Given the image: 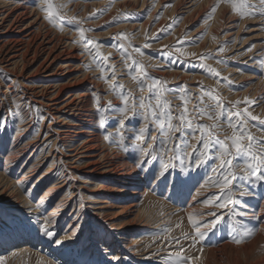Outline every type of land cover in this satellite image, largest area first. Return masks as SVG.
Wrapping results in <instances>:
<instances>
[{
  "label": "rangeland",
  "instance_id": "1",
  "mask_svg": "<svg viewBox=\"0 0 264 264\" xmlns=\"http://www.w3.org/2000/svg\"><path fill=\"white\" fill-rule=\"evenodd\" d=\"M21 2L22 6L34 9L35 12L30 15L32 19L35 15L40 17L38 22L32 25V29H35L39 23L37 36L46 33L56 39L66 40L65 36L70 37L68 42L76 49L77 58L68 59L70 57L62 56L65 59L61 63L74 64L78 68L71 74L68 73L70 68H65L64 73L59 75L61 79L57 77V82L63 83L83 72L85 76L73 85L65 84L60 98L68 92L77 93L89 88L86 97H91L89 114L93 116V121L87 125L89 128H84L90 130L96 127L99 147L105 151L106 159L121 161L128 168L131 166L130 168L135 169L132 174L136 173V176L133 180L118 182L115 181L117 177L112 174L91 175L86 171L83 162H74L75 166L72 167L67 163L63 176L66 178L65 184L58 192L55 191L48 199L42 201L43 206H36L50 182L61 180L62 165L52 159H63L61 152H64L67 146L56 144L52 147L54 136L43 141L50 133L47 125L49 122H57V118L49 117L46 108L40 107L39 102L35 99L17 103L12 101L14 95L17 98V81L37 63L26 67L13 83L10 80L13 76L0 69V134L1 131L2 134L4 130L8 131V139L3 142V147H9L19 126L26 123L33 126L20 140L26 143L36 138L39 139L37 144L40 145L36 152L32 151L34 155L28 165L22 164L30 156L31 149L21 154L15 165L6 171L3 170L5 153L0 157V173L9 179V191H17L23 200L16 203L15 197L10 195L9 191L3 196L1 193L0 210L17 216L39 215L43 218L62 197L66 201V208L61 206L59 213L54 217L55 231L63 243L57 245L42 234L12 237L0 244V258H3L5 264H116L114 256L120 257L119 264H171V258H174L175 252L181 247L182 255L191 258L188 264H203L207 259L210 264H264V199L260 197L262 189L259 186L253 188L255 195L241 197L246 201V215L231 216L228 208H216L202 203L209 196H218L220 193V189L212 187L211 183L205 184L206 179L216 176L211 168L219 164L211 155L207 157L203 167L192 171L193 177L199 174L200 183L193 181L180 198L175 197L171 189L161 194L159 188L152 190L146 184L145 172L139 167L142 156L137 149L126 147V144L142 145L145 148L153 145L154 156L161 157L163 163H168L171 153L164 156L161 152L160 143L165 137L158 123L150 115L147 120L143 119V110L134 107L139 103L138 98L141 95L147 97L149 91L147 88L143 92L139 90L137 80L129 75L125 64V57L130 55L145 65L149 77L147 83H151L152 78H159L164 82L162 95L170 101L173 116L183 112V96L188 101L186 106L194 127L198 124L218 123L219 128L210 131L219 135L221 140L226 135L231 136L233 129L228 126L226 119L217 121L215 118L208 119L207 116L196 118L194 109L204 108L205 105L209 106L208 110L214 116V100H209L204 95V103H199V98L203 95L202 89H213L225 105V112L244 111L247 108L253 116L259 117V120L249 118L247 128L258 140H264V124L261 123L264 121V4L260 0H248V3L255 5V9H247L246 11L253 14H246L242 18L239 13L233 12L231 5L224 0H221L214 12L212 9L217 5V0H147L143 7L142 0H53L59 14L65 17L57 19L54 26L45 18L46 13L40 10L42 0L40 3L38 0ZM60 5L64 7L59 8ZM104 9L107 10L101 11ZM188 9L190 11H187ZM72 17H76L79 23L71 20ZM80 28L90 29L84 33L83 42L80 38ZM121 33L126 35L122 37ZM88 41L98 42L97 46L88 45ZM146 44L149 46L146 47ZM174 46H180V51L185 54L181 56ZM134 48H139L143 55L137 54ZM221 48L223 51L219 50ZM97 50L103 57H108V60L102 61L100 55H97ZM193 53L195 55H192ZM245 54L250 55L246 57ZM202 55L205 57L203 60L200 59ZM131 63L132 61L128 60V64ZM205 65L211 66L215 71L210 72ZM108 66H114L112 71L104 70ZM113 72L117 77L115 80L112 79ZM38 74L42 73H37L32 78H41ZM102 77H107V81ZM113 84L124 86L123 91L128 95V107L137 113L127 122L123 139L116 135V125L118 119L122 118L120 109L124 105L120 97L121 89L112 91L110 86ZM246 98L254 103L246 104ZM109 102L113 109L103 113L107 123L105 128L100 124L101 113L98 112V107L106 108ZM152 103L155 104V100ZM68 113L69 111L65 115L69 116ZM129 115L132 113L129 112ZM69 117L73 118L72 115ZM173 123L178 121L173 120ZM233 123L236 121L233 120ZM140 128L145 129L143 139H128ZM174 135L180 137L181 148H184V142H187L189 152L199 146V131L193 133L182 126L181 132ZM82 139L83 135L79 138L73 137L72 141ZM173 143L175 141H169L165 146L171 148ZM48 153L50 156L43 159ZM41 160L44 162L35 173L17 185L16 181L21 173L27 171L31 163ZM178 160L179 156L172 163L178 166ZM234 163L240 165L235 168V171L239 172L243 167V158ZM51 164L57 168L52 174L53 177L37 185L29 193L28 189ZM154 164L159 168L161 159H155ZM98 183L116 190L101 191ZM236 183L239 184L240 181ZM81 185L84 189H79ZM195 190L198 197L191 201ZM134 191L137 192L133 197L139 206L138 213L133 212L127 205L133 200L130 194ZM6 195L8 197H5ZM236 195L239 196V192ZM70 196L71 199H68ZM102 197L112 205L105 211L107 214L97 212V203L90 201L93 198L101 200ZM210 212L222 214L226 218L216 230L208 232L203 240L193 246L192 239H184V234L191 237L195 231L189 215L199 223L213 219L208 215ZM229 222L236 226V230H230ZM165 229L171 231H164ZM236 240L241 242L236 243ZM223 244H229V247L221 249ZM23 247H27L23 255L11 253L15 248Z\"/></svg>",
  "mask_w": 264,
  "mask_h": 264
},
{
  "label": "snow or ice",
  "instance_id": "2",
  "mask_svg": "<svg viewBox=\"0 0 264 264\" xmlns=\"http://www.w3.org/2000/svg\"><path fill=\"white\" fill-rule=\"evenodd\" d=\"M221 0H217V5H215L212 11L219 6ZM224 2L229 3L232 7L233 12H237L243 18L244 15H252L247 9H255V5L248 3V0H224ZM264 4V0H260ZM40 3V0H38ZM111 5H109L110 7ZM64 5H60L59 8H63ZM40 10L46 13V19L49 20L55 26L57 19H64L59 10L54 6L53 0H42V6ZM107 9L101 10L106 11ZM126 15V14H125ZM91 18V17H90ZM71 20L77 21L76 17H72ZM79 23V21H77ZM90 31V29L80 28V38L81 42L85 40L84 33ZM122 37L126 34L121 33ZM98 42L88 41L87 44L92 47H96ZM146 47L149 45H145ZM87 47V45H86ZM176 47V51L180 52L183 56L185 53L180 51V46ZM137 54L143 55L139 48L133 49ZM223 51V48L219 49ZM97 55H100L102 61H107L108 57H103L97 50ZM192 55H195L194 53ZM202 55L200 59H204ZM128 60L132 63L128 64ZM125 64L128 68L129 75H132L134 80H137L139 85V90L143 92L145 88L148 89L149 95L147 97L141 95L138 100V107L143 110V119L147 120L149 115L154 121L158 123L159 129L163 132L165 139L160 143L161 152L164 156H168V163H163V160L159 156H154L155 147L149 145L147 148L142 145L137 144H126V147H131L137 149L142 159L139 160V167L145 172V182L148 186L155 190L159 188L161 194L164 191L171 189L173 195L177 198L183 196L184 192L189 188L193 181L197 184L200 183L199 174L193 177V169H199L206 164L207 157L210 155L215 160L219 161L218 165L211 168L213 173H216L214 178H208L205 180V184L211 183L212 187L220 189L218 196H209L202 203L207 205H213L216 208H228V212L231 216H244L246 215L244 207L246 206V201L242 200L241 197L253 196L256 193L253 192V188L259 186L262 191L260 193L261 199H264V140H258L256 137L251 135L248 131L247 124L249 118L251 120H259V117L253 116L247 108L244 111L239 110H229L225 112V105L221 102V98L215 95V90L202 89L203 95L199 98V103H204V95H206L209 100H214V116L209 112L207 105L204 108L197 107L194 109L196 112V118H203L207 116L208 119L215 118L217 121L226 119L228 126L233 129L231 136H225L223 140L219 138V135L210 131V129H218L219 124L206 125L198 124L194 127L193 119L189 118V110L187 108L188 101L182 96L181 99L184 101L183 112L179 115L173 116L171 110L170 101L167 100L166 96L162 95V89L164 87V82L160 81L159 78H152L151 83H147L149 77L145 69V65L136 60L134 57L127 55L125 57ZM114 66H108L105 71H112ZM209 68L210 72L215 70L211 69V66L205 65ZM133 73H136L133 75ZM107 81V77H102ZM112 79L115 80L117 77L114 72ZM112 91L117 88L121 89L120 97L123 100V108L120 109L122 118L118 119L117 122V132L116 135L120 136L121 139L124 138V133L127 128V122L133 119L137 113L128 107V95L125 94L124 86L120 84H113L110 86ZM164 91H167L164 89ZM133 99H136L133 97ZM155 100V104L152 101ZM239 103V102H237ZM245 103H254L252 101L245 99ZM113 109L111 102L108 103L106 108L101 109L98 107V112H100L99 121L102 127H107L106 118L103 113L110 112ZM129 112L132 115H129ZM173 120L178 121V123H173ZM233 120L236 123H233ZM264 124V121H261ZM185 127L191 132H200V140L198 142L199 146L194 148L193 151H187V142L185 141V147L180 146V137L175 136L177 132H181V127ZM145 129H137L135 134L128 137L131 140H141L143 139V134ZM186 135L187 133H183ZM215 136V139H213ZM107 138V137H106ZM169 141H175L171 148L165 145ZM203 149V150H201ZM179 156L178 166L172 163L177 160ZM243 158V167L239 172L235 171V168L240 167L239 164L234 163V161H239ZM155 159H161V165L157 168L154 164ZM252 161L256 163L253 164ZM236 181H240L239 184ZM203 186V185H202ZM239 192V196L236 193ZM229 205L231 207L229 208ZM213 219L210 221L196 222L192 215H189V220L193 225L194 234L189 237L184 234V239H192L193 246L200 240H203L208 232L214 231L222 224L225 220L224 215H218L215 212L208 213ZM228 227L230 230H236V226L229 222ZM204 231H201V229ZM164 231H171V229H165ZM32 234H42L48 237L55 244L61 245L63 241L58 238L55 231L53 221L44 216H17L9 211L0 210V244L5 243L8 239L15 236H25ZM251 233H249L250 235ZM71 239V237H69ZM175 239V238H174ZM240 240H236V243H240ZM176 243L179 244V240L176 239ZM183 247L176 251L174 258H171V264H188L190 257L182 255ZM116 264H119L120 257H113ZM0 264H5L3 258H0Z\"/></svg>",
  "mask_w": 264,
  "mask_h": 264
},
{
  "label": "bare ground",
  "instance_id": "3",
  "mask_svg": "<svg viewBox=\"0 0 264 264\" xmlns=\"http://www.w3.org/2000/svg\"><path fill=\"white\" fill-rule=\"evenodd\" d=\"M133 1L137 2V0ZM145 3H147V0H142L141 6L143 7ZM22 5L23 4L21 0H0V69L3 72H7L13 76L12 79H10L13 83L15 80H17L18 77H20V75H22L21 73L25 70L26 67L37 63L31 71L22 76V79L17 81V88H15L17 91V98L14 95L12 101L14 103H17L18 101L20 102L22 100L35 99L37 102H39L40 107L46 108V114L49 115V117L57 118V122H49V124L47 125L50 133H48L47 136L44 137L43 141L45 142L49 139V137L54 136L52 147L56 144L67 146L66 150L64 152H61L64 157L63 159L62 157H58L57 160L52 159L53 162H60V164L62 165V175L60 177L61 180L50 182L48 188L45 189L43 195L40 196L41 198H39L35 205L37 206L42 204V201L48 199L49 196H51V194H54L55 191L58 192L60 187L65 184L66 178L63 176H65L64 171L66 169L67 163L69 167H72L75 166L73 165L74 162H83V166L86 168V171L91 175L99 174L105 176L112 174L117 177L115 178V181L118 182L133 180V177L136 176V173L132 174V172L135 171V169L130 168L131 166L128 168L126 164L122 163L121 161L115 162V160L106 159L105 151L103 149H100L99 147V134L96 133V127H93L90 130L84 128L85 126L90 125V121H93V116L91 117L89 114L91 97L90 99L89 97H86L88 96L87 91L89 88H85L87 91H79L77 93L68 92L67 94H65V96L60 98L61 93L65 88V84L73 85L75 81H80V79L85 76V72H83L79 76L68 78L63 83L57 82V77L61 79L59 75L64 73L63 70L65 68H67V70L70 68V70H68L69 74L73 73L72 71H76L75 68H78L74 64L70 65L68 63H61L63 62L62 60L65 59L62 58V56L70 57L68 59L77 58V54L75 52L76 49L68 42V39L70 37L65 36L67 37L66 41L64 38L56 39L55 37L53 38L46 33H44L42 36H37V33H39L38 29H40L39 23L35 29H32V25L33 23H37L40 17L38 15H35L36 17L32 19L30 15L32 12H35L34 9L31 7L29 9L26 6ZM187 11H190V9H188ZM30 18L31 20L28 21ZM249 55L250 54L246 55V57H249ZM42 56L44 57L41 58ZM37 73H42L38 74L41 75V78H39L38 80L32 78ZM252 77L253 76H250L249 78ZM10 92L13 93V91ZM0 109H2L1 99ZM67 111H69L68 115H72L73 118L65 115ZM57 123H60V125ZM32 126V124L27 123L19 126V129L16 131L15 137L13 138L7 149L3 147V142L8 139V131L4 130L3 134L1 131L0 157L5 153L3 159L4 171H6L7 168L15 165V161H17V159L21 157V154L31 149L30 156L28 157V159L26 158L24 160L22 165H28L30 163L31 157H33L34 155L32 151L37 150V147L40 146L37 144V141L39 139L35 138L30 141L26 140V143H22L20 139H22V137L29 132ZM87 127L89 128L90 126ZM93 131H95V133ZM82 135L84 136V139L74 142L72 141L73 137L79 138L82 137ZM48 156H50V153L44 156L43 159ZM43 162L44 160L31 163L27 171L21 173L16 181V184L19 185L21 184V182L26 181L29 176H32L35 173L39 165ZM56 170L57 168L54 167L53 164H51L47 170L40 174L39 178L32 184L31 188L28 189V192L31 193L34 187L53 177L52 174ZM111 179L113 180L114 178ZM8 181L9 179L2 176V173H0V194L2 193V196L10 190V184L8 183ZM97 186L100 187L101 191L116 190L102 186L101 183H98ZM79 189H84V186H79ZM77 192L80 193V191ZM8 193L15 197L14 200H16V203H21V201H23L22 196L17 191H9ZM135 194H137L136 191L131 192L130 195L133 197ZM196 194L197 190H195L194 197L191 199V201L198 197V195ZM5 197L8 196L6 195ZM71 197L72 196H70L68 199H71ZM93 199L90 201H95L97 203L95 207L99 209V211H97L99 213L105 212L110 207H112L111 203L109 204V202L104 197L100 198L101 200L96 198ZM127 205L128 208L132 209L133 212H139V206L138 203L135 202V197H133V200L129 201ZM61 206H63V209L66 208V201L63 197L57 201L56 205H54L53 209H51L49 213L45 214V216L53 221L54 225V217L59 213V208H61ZM107 213L105 212L104 214ZM109 214L113 215L115 213ZM86 221L87 220H85L84 223H86ZM228 245L229 244L221 245V249L227 248ZM26 248L27 247L17 249L15 248V250H12L11 253H21L23 255L26 251ZM203 264L210 263L207 259L204 260Z\"/></svg>",
  "mask_w": 264,
  "mask_h": 264
}]
</instances>
